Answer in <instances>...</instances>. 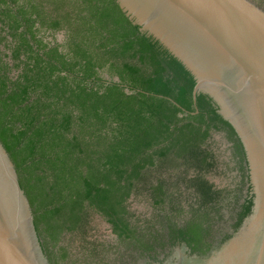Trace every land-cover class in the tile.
Returning <instances> with one entry per match:
<instances>
[{"label": "trees", "instance_id": "16d2710c", "mask_svg": "<svg viewBox=\"0 0 264 264\" xmlns=\"http://www.w3.org/2000/svg\"><path fill=\"white\" fill-rule=\"evenodd\" d=\"M0 47V141L50 264H111L90 239L94 214L141 258L158 259L177 242L207 255L223 198L207 179L217 165L214 132L232 143L247 185L235 231L251 213L249 163L235 128L209 95L194 99L193 74L116 0H0ZM140 196L158 211L155 223L144 226L131 211Z\"/></svg>", "mask_w": 264, "mask_h": 264}, {"label": "water", "instance_id": "95a60500", "mask_svg": "<svg viewBox=\"0 0 264 264\" xmlns=\"http://www.w3.org/2000/svg\"><path fill=\"white\" fill-rule=\"evenodd\" d=\"M196 79L238 133L254 194L242 225L207 255L177 247L164 264H264V8L253 0H116ZM264 2V0H263ZM0 264H50L16 167L0 141ZM158 264V263H154Z\"/></svg>", "mask_w": 264, "mask_h": 264}, {"label": "rangeland", "instance_id": "374dc122", "mask_svg": "<svg viewBox=\"0 0 264 264\" xmlns=\"http://www.w3.org/2000/svg\"><path fill=\"white\" fill-rule=\"evenodd\" d=\"M56 39L58 42L63 43L65 41V34H57ZM208 145L216 158L217 165L207 174V179L217 190L222 192V206H224L222 212L224 214V220L220 221V224H227L233 219L239 203L243 199V174L238 168V160L234 155L232 143L227 139L224 132H214L208 141ZM183 191L184 194L181 198V203L186 206L193 199L189 197L191 196L189 191L185 189ZM130 209L142 225H144V222H150L152 224L158 220V211L154 208L147 196L132 198L130 200ZM91 226L90 239L97 240L103 244L101 249H99L100 258L110 262L124 263L127 258L135 257L136 253L133 254L131 249L118 243L116 236L111 231L110 225L101 216L94 214L91 219ZM75 245L77 246V244ZM74 252L75 257L83 258L84 251L80 247Z\"/></svg>", "mask_w": 264, "mask_h": 264}, {"label": "flooded vegetation", "instance_id": "af4514ba", "mask_svg": "<svg viewBox=\"0 0 264 264\" xmlns=\"http://www.w3.org/2000/svg\"><path fill=\"white\" fill-rule=\"evenodd\" d=\"M253 1L264 8L263 0H253ZM246 195H247V185L244 186L243 199L239 203V205H241L244 202ZM223 209H224V206H222V210H221V213L219 216H214V214H212L213 219L211 220V233L209 236H207L205 238V243L207 244V246L210 249L209 253L213 249H215L218 245H220L221 243L226 241L225 240L226 236H228V235L232 236V234L235 232L234 224L236 222V213L234 214L232 220H230L227 224L221 225L220 221L224 220V214L222 212ZM186 210H189V208L186 207ZM239 210H240V208L238 207L236 212H238ZM188 215L190 216V214H188ZM189 216L185 217V218H183V216H182V218L178 220L179 227H182L185 225V221L189 218ZM116 239H117V237H116ZM117 241H118V239H117ZM118 243H119V241H118ZM183 243H185V242H177L173 246H172V244L168 243L165 246L164 250L159 249L160 251H159V254L157 256L158 259H152V258H148V257L141 258L138 254H135L134 252H132L133 254H135L134 258H132V257L127 258V260L124 263H122V262H111V264H154V263L164 264L167 261V259L169 258V256H171L173 254V252L175 251V249L177 247H182ZM190 251H191V249H190ZM191 253H193V252L191 251ZM194 254L200 255L197 252H195ZM201 256H203V255H201Z\"/></svg>", "mask_w": 264, "mask_h": 264}, {"label": "bare ground", "instance_id": "6f19581e", "mask_svg": "<svg viewBox=\"0 0 264 264\" xmlns=\"http://www.w3.org/2000/svg\"><path fill=\"white\" fill-rule=\"evenodd\" d=\"M228 260H229V255H226L225 257H223L222 264L227 263Z\"/></svg>", "mask_w": 264, "mask_h": 264}]
</instances>
